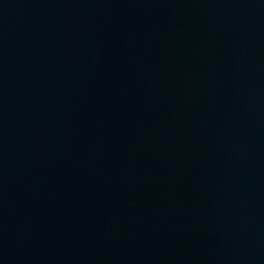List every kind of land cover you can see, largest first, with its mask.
I'll list each match as a JSON object with an SVG mask.
<instances>
[{
    "label": "water",
    "instance_id": "water-1",
    "mask_svg": "<svg viewBox=\"0 0 264 264\" xmlns=\"http://www.w3.org/2000/svg\"><path fill=\"white\" fill-rule=\"evenodd\" d=\"M0 264H264V0H0Z\"/></svg>",
    "mask_w": 264,
    "mask_h": 264
}]
</instances>
